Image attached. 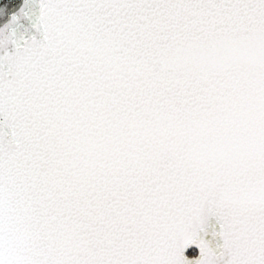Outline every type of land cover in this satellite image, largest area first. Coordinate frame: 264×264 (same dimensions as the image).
<instances>
[{
    "label": "snow or ice",
    "instance_id": "snow-or-ice-1",
    "mask_svg": "<svg viewBox=\"0 0 264 264\" xmlns=\"http://www.w3.org/2000/svg\"><path fill=\"white\" fill-rule=\"evenodd\" d=\"M0 264H264V0H0Z\"/></svg>",
    "mask_w": 264,
    "mask_h": 264
}]
</instances>
